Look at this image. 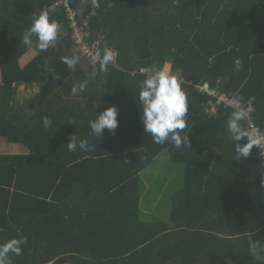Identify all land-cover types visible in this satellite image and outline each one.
Returning a JSON list of instances; mask_svg holds the SVG:
<instances>
[{
    "label": "trees",
    "instance_id": "obj_1",
    "mask_svg": "<svg viewBox=\"0 0 264 264\" xmlns=\"http://www.w3.org/2000/svg\"><path fill=\"white\" fill-rule=\"evenodd\" d=\"M67 1L86 41L117 53L106 71L84 68L65 9L51 10L57 0H0V141L26 149L0 153V243L27 237L12 264H264L249 249V237L264 244V160L256 146L236 156L247 139L233 142L226 131L235 109L197 89L208 84L252 107L264 132V0ZM41 11L59 25L46 51L35 36L31 47L22 42ZM72 54L80 57L74 71L61 62ZM165 66L183 81L189 111L181 135L191 146L156 144L143 131L141 71ZM110 106L118 127L96 137L89 120ZM74 133L94 150L68 151ZM163 153L183 168L171 225L140 219L141 175Z\"/></svg>",
    "mask_w": 264,
    "mask_h": 264
},
{
    "label": "clouds",
    "instance_id": "obj_2",
    "mask_svg": "<svg viewBox=\"0 0 264 264\" xmlns=\"http://www.w3.org/2000/svg\"><path fill=\"white\" fill-rule=\"evenodd\" d=\"M58 28L57 22L49 20V13L41 11L32 17L31 25L25 30L22 42L31 47L33 45L32 38L35 36V46L40 51H46L57 40ZM115 57V52L111 48L105 47L102 54L100 51L94 54L93 66L99 63V70L106 71ZM79 60L80 57L75 54L61 57V62L70 71L75 70ZM242 66V60L236 58L234 70L238 72ZM87 83L85 80L79 84H74L71 88V94L78 96L86 89ZM182 85L183 81L177 75L171 74L167 66L152 68L140 84L138 99L143 107V114L141 115L143 131L149 133L156 144L170 143L175 148L191 146L189 136L181 135L187 127L186 117L189 111L187 95ZM248 115V110L238 105L226 121V131L233 142L247 139V143L235 145V154L238 158L249 156L253 146L261 148V144L264 143V134H254L243 126L242 122L248 118ZM117 116L118 109L115 106L105 108L103 112L96 115L95 119L89 120L91 133L100 138L104 130L107 129L108 132L114 134L119 123ZM42 122L45 128L51 127L52 121L48 117H43ZM69 122L75 124V121ZM66 146L70 152L76 151L77 148L84 152L94 150L88 139L79 138L76 133L70 136ZM26 243V236L13 237L0 243V264H12L11 257L13 255L20 256L23 251L22 245ZM249 249L253 258L256 260L264 259V255H262L264 254V244L253 242L252 238L249 237Z\"/></svg>",
    "mask_w": 264,
    "mask_h": 264
},
{
    "label": "rangeland",
    "instance_id": "obj_3",
    "mask_svg": "<svg viewBox=\"0 0 264 264\" xmlns=\"http://www.w3.org/2000/svg\"><path fill=\"white\" fill-rule=\"evenodd\" d=\"M83 61L85 62L83 63L84 68L87 69V61ZM19 91L21 98L27 93L24 86H20ZM8 147H10V151L15 154L23 153L26 150L23 145L22 147L21 145H8ZM141 179V192L143 194V198L146 197V199L143 200V209H141L140 212V219L151 224L161 221L171 225L172 195L183 188V168L179 165L173 164L170 161L168 154L163 153L159 156L157 163H155L153 167L150 166L145 170V172L141 175ZM161 189L163 193L161 195L162 198L160 202H153V200L158 198L156 197L153 199L155 196H159ZM145 203L148 205L150 211L144 210ZM153 203H157L156 206H154Z\"/></svg>",
    "mask_w": 264,
    "mask_h": 264
},
{
    "label": "built area",
    "instance_id": "obj_4",
    "mask_svg": "<svg viewBox=\"0 0 264 264\" xmlns=\"http://www.w3.org/2000/svg\"><path fill=\"white\" fill-rule=\"evenodd\" d=\"M97 5V3H96ZM63 7L66 11L67 14V19L71 23L73 32H75L76 36V42L81 46L82 52H83V57L86 59L88 62L89 68L93 69L94 74H97L99 72V63H96L95 66H93V56L97 51H100L102 54V48L101 45L98 41L93 42L90 44L88 41H86V38H88L87 33L84 29H82L78 22H77V13L76 10H73L67 0H57V2L51 6V10L55 11L56 9ZM85 25L88 26L89 22L86 21ZM117 58V53L115 52ZM115 60L111 63L113 64ZM141 74L143 75H148L147 71L142 70ZM180 79V78H179ZM199 89V92L202 94H206L211 97H216V104L220 105L223 104L224 107L226 108H232L235 109L238 105L240 104L237 103L236 100L228 98L224 94H219L215 90H211L208 84H203L200 87H197ZM248 110V118L245 120L250 126V131H252L254 134H264L262 132L263 129L258 127L254 122H252L251 115L254 112V109L252 107H245ZM258 149V154L259 157H261L264 160V143L261 144V148L256 146Z\"/></svg>",
    "mask_w": 264,
    "mask_h": 264
},
{
    "label": "crops",
    "instance_id": "obj_5",
    "mask_svg": "<svg viewBox=\"0 0 264 264\" xmlns=\"http://www.w3.org/2000/svg\"><path fill=\"white\" fill-rule=\"evenodd\" d=\"M5 140H2V141H0V153L2 152V153H4V154H10V153H12L11 151H10V147H8V145H10V144H7V142L5 141ZM6 143V144H5ZM26 152V151H25ZM25 152H23V153H25ZM158 159V158H157ZM157 159H156V161H155V163H157ZM154 163V164H155ZM153 164V165H154ZM158 165V164H157ZM161 169V168H160ZM159 169V170H160Z\"/></svg>",
    "mask_w": 264,
    "mask_h": 264
}]
</instances>
